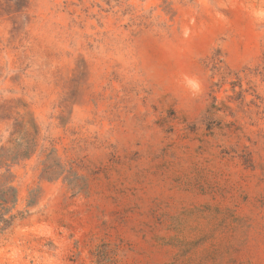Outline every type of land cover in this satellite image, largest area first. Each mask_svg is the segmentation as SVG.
<instances>
[{
  "label": "rangeland",
  "instance_id": "rangeland-1",
  "mask_svg": "<svg viewBox=\"0 0 264 264\" xmlns=\"http://www.w3.org/2000/svg\"><path fill=\"white\" fill-rule=\"evenodd\" d=\"M18 1L0 264H264V0Z\"/></svg>",
  "mask_w": 264,
  "mask_h": 264
},
{
  "label": "trees",
  "instance_id": "trees-1",
  "mask_svg": "<svg viewBox=\"0 0 264 264\" xmlns=\"http://www.w3.org/2000/svg\"><path fill=\"white\" fill-rule=\"evenodd\" d=\"M26 0H20L17 2V6L21 7V4ZM23 7V6H22ZM31 154V151L19 155L17 154L14 157H10L7 155L4 149H0V169L6 168L5 173L0 175V229L1 224H4L5 227H8L11 224V220H13V216H7L10 214L11 207L10 205L17 204V191L16 189L10 185L9 177L11 165L9 162H16L20 158H28Z\"/></svg>",
  "mask_w": 264,
  "mask_h": 264
}]
</instances>
